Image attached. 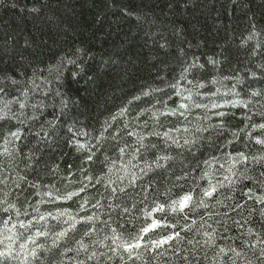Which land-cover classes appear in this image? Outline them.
<instances>
[{
  "label": "trees",
  "instance_id": "16d2710c",
  "mask_svg": "<svg viewBox=\"0 0 264 264\" xmlns=\"http://www.w3.org/2000/svg\"><path fill=\"white\" fill-rule=\"evenodd\" d=\"M260 123L264 0H0V231L5 220L16 224L24 234L16 250L24 237L47 232L29 264L86 260L80 239L105 253L86 264H214L217 249L202 235L213 229L217 246L243 253L236 264H264L259 245L244 243L264 237V204L256 201L264 195V144L256 142L264 129L253 128ZM161 156L170 159L158 166ZM71 192L78 195L62 199ZM186 193L190 207L154 213L169 226L144 236L179 232V243L141 247L131 260L108 250L112 229L117 243L131 240L151 222L145 209ZM9 204L15 208L5 212ZM68 215L81 222L52 247L72 223H64ZM20 221H32L28 231Z\"/></svg>",
  "mask_w": 264,
  "mask_h": 264
},
{
  "label": "snow or ice",
  "instance_id": "6c2138e0",
  "mask_svg": "<svg viewBox=\"0 0 264 264\" xmlns=\"http://www.w3.org/2000/svg\"><path fill=\"white\" fill-rule=\"evenodd\" d=\"M14 6V5H13ZM32 11H36V9H32ZM251 38V37H249ZM211 63L216 64L217 61L212 60ZM201 67H203L201 65ZM15 82V81H13ZM201 87H203V85H200ZM173 87H175V85H173ZM145 95H147V93H145ZM253 95H258V93H253ZM137 99H139V97H137ZM199 107V105H197ZM21 108L24 107V105L21 103L20 105ZM180 108H185L186 105L181 104L179 106ZM213 107H215V105H213ZM125 110H121V113H119V115H123ZM174 114V113H173ZM220 115H223V113H221ZM253 128H259V129H264V123H260L258 125H253ZM132 134V133H130ZM13 136H18L17 133H12ZM151 135V133L149 134ZM164 136H168L167 133H164ZM139 141L141 142V147H143V136H140ZM257 143H262L264 144V140L261 139H257L256 141ZM173 143H178L176 140H173ZM190 141H188L187 139L184 140V144L187 145L189 144ZM179 146V145H178ZM120 152L123 153L124 152V148L120 149ZM241 160H245L246 157L244 156L243 153L240 154ZM170 159V157L168 156H161L158 158L157 160V165L159 166V160H168ZM264 159V158H262ZM90 179V178H89ZM133 179H135V176H133ZM225 179H228V177H225ZM231 183V181H230ZM223 186V185H221ZM84 189H80V191H83ZM113 191H115V189H113ZM216 191V187L212 186L211 189H204L203 190V196L204 197H211L213 195V193ZM249 192L251 193V190H249ZM48 195H51V193H49ZM74 195H78V193L76 192H71L68 193V195L66 197H63L62 199H71L72 196ZM252 195H255L254 193H252ZM249 198H251V195L249 196ZM193 201V195L192 193H186L182 196H180L178 199H174L171 201L170 204L165 205V204H161V203H157L155 205V207H153L150 211L145 209L144 210V216L146 219H150L151 222L147 223L145 226H143L140 230L139 233L137 235H135L134 237H132L131 240H121L119 243H117V241L119 240V237L117 235H115L116 230L112 229L113 232V236L111 237L112 240V244L114 246L109 247L108 250L110 252H112L114 255L116 253H118V251L120 249H123V252L128 254V259L131 260L134 257H139V252L137 250H139L141 247H144L145 250H149V248L151 250H156V249H160L163 245L169 244L170 241L176 240L177 243H179L180 240H183L184 238L180 236L179 232H175V233H171L167 236H164L160 239H150L147 242H144V236L147 235L149 232L154 231L160 227H168L169 225L164 224L160 219L154 218V213L160 212V213H164L166 210L168 212H172V213H176V212H181L183 213L185 211V209L189 208L190 205L192 204ZM256 201L260 204H264V195H260V196H256ZM199 204L204 205L205 202L203 199H201L199 201ZM206 206V205H205ZM83 208V205L81 206ZM95 207V205H94ZM237 208H242V205H237ZM15 205L9 204L7 208H4L3 210L5 212L9 211V209H14ZM235 210V209H233ZM125 212L128 211V209H124ZM17 214H19L17 212ZM67 214V210L64 211H58L56 216L53 217V219H57L60 216H64ZM51 215V213L48 214H42L40 215L39 219L37 220V223H39L40 221H45L46 220V216ZM211 215V214H210ZM227 215V213H226ZM261 215H264V210L261 211ZM9 219H11V217H9ZM72 221V223L70 224L69 228H65L62 231H59L55 234L53 240H52V247H57L58 246V242L67 236L68 232L72 229H75L76 224L81 222L76 220L75 217H72L71 215H68V220H65L64 223H68V221ZM81 220L84 223H88L91 224L94 220V215H89L86 217H82ZM195 223V222H194ZM234 223H236L238 226L242 227L243 225L240 224V221H234ZM9 221L5 220L4 221V228L5 231H0V236H3V239H0V245H3V248H0V264H5V261H9V260H19V264H29V257H31L33 260L38 259L37 256V248L43 249L44 245L40 244V245H36V237L39 236H47V232L44 231H37L35 233V235H29L27 237H24V242H21L19 244V250H16L14 248V245L16 244V241L19 240L21 237L24 236L23 233L20 232H16L14 231V229L16 228V224L13 223L11 225V227L8 226ZM32 225V221H28L27 223H25L24 221H20L19 222V226L21 228H24L25 231H28V229L31 227ZM209 228H211V225H208ZM248 232L251 234L253 232V230L251 228L248 229ZM85 236H91L92 235V231H85L84 233ZM202 235L205 237V239L203 240V244L216 248L217 251L215 252V256H214V264H216L218 258L222 260V257L224 256H228L229 259L231 260V264H236V260L233 259L234 257H241L243 255V253L241 251H239L236 247H233L231 245H229L228 247H223V246H217L215 243L216 240V230L213 229L212 231H204L202 233ZM109 239V237H105V240ZM5 240L8 241V243L5 244ZM29 243L36 245L35 247L29 248ZM189 243H191V241H189ZM199 243V242H198ZM245 245L249 248L255 249L257 248V246L259 245V257L262 261H264V237H262L260 234H256V239L252 242H244ZM77 254H79V252L83 251L84 253L87 254L86 256V260H78L77 264H86V261H90L95 259L98 255H105V253H97L94 249L89 252V245L86 244L84 242L83 239H80L79 241H77ZM68 251H72V249H66L65 252ZM177 252H179V249L177 248ZM232 254L231 256L229 254ZM164 253H159V255H163ZM108 259H112V257H108ZM120 259L123 260L124 257L123 255L120 256ZM183 259L187 260V257H183ZM245 264H252V261L250 260H246Z\"/></svg>",
  "mask_w": 264,
  "mask_h": 264
},
{
  "label": "rangeland",
  "instance_id": "374dc122",
  "mask_svg": "<svg viewBox=\"0 0 264 264\" xmlns=\"http://www.w3.org/2000/svg\"><path fill=\"white\" fill-rule=\"evenodd\" d=\"M47 217V216H46Z\"/></svg>",
  "mask_w": 264,
  "mask_h": 264
}]
</instances>
